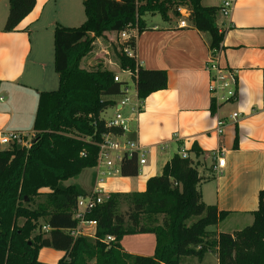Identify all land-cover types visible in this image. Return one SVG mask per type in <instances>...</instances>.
<instances>
[{
    "label": "trees",
    "instance_id": "1",
    "mask_svg": "<svg viewBox=\"0 0 264 264\" xmlns=\"http://www.w3.org/2000/svg\"><path fill=\"white\" fill-rule=\"evenodd\" d=\"M36 2L9 0L5 31L15 30ZM84 6L87 19L82 25L55 29L59 87L40 93L31 146L14 143L0 150V264H51L39 259L45 247L65 252L56 264H182L188 257L203 260L208 252L218 255L219 264H264V189L251 225L235 232L219 231L215 227L230 212L203 201L198 168L180 154L148 180L144 192H113L92 210L87 218L97 221L95 237L68 233L79 224L74 212L84 194L76 185L61 188L60 182L96 167L104 135L124 132L110 126L102 114L115 105L107 97L122 94L125 82L116 81V73L108 68L82 66L95 51L97 39L116 34L113 49L118 64L132 72L138 97L146 99L168 87V73L144 68L124 53L125 46L135 49L136 40L120 42L123 31L137 24L141 34L147 14L159 13L169 20L180 16L177 9L185 6L195 28L210 34L213 51L222 48L225 37L217 24L220 8L206 6L203 0H84ZM216 110L212 101V111ZM139 172L138 156H125L121 175ZM123 199L129 201L125 213L120 211ZM146 233L156 236L153 255L123 249L125 236ZM109 235L115 240L108 242Z\"/></svg>",
    "mask_w": 264,
    "mask_h": 264
},
{
    "label": "crops",
    "instance_id": "2",
    "mask_svg": "<svg viewBox=\"0 0 264 264\" xmlns=\"http://www.w3.org/2000/svg\"><path fill=\"white\" fill-rule=\"evenodd\" d=\"M203 4L219 6L220 1L208 5L203 0ZM8 15L9 0H0V130L31 137L35 134L40 93L56 81L50 67L52 64L53 68L55 59V29L58 25H82L87 19L84 0H37L34 10L13 31H5ZM158 15L149 13L144 17L146 29L138 34L134 51L142 67L167 71L166 89L140 99L134 75L122 71L117 62L114 66L127 73L129 79L123 78L114 67L103 66L120 75L129 93L130 81L135 84L128 104L121 105L123 93L107 99L115 101L114 113L120 112L130 119L129 130L120 140L135 141L146 151V163H139L137 176L118 173L106 179L105 189L109 193H142L148 180L160 175L174 155L187 151L201 177L199 189L203 201L229 211L227 218L235 216L239 223L251 225L259 207V193L264 189V0H236L229 16L221 13L218 16V27L225 32L219 51L220 64L234 72L237 95L218 105L215 112L209 90L211 75L207 70L214 52L210 34L196 29L189 15L187 27L180 25L181 15H172L163 22L156 20ZM106 35L97 39L95 51L82 62L84 68L98 66L102 52L97 50L102 41L111 45L117 42L115 33ZM129 105L128 113H123ZM135 106L138 111H131ZM107 113L108 110L102 114L106 121L114 117L108 118ZM234 113L238 117L232 118ZM219 121L225 122L222 135L217 131ZM6 147L0 144V150ZM221 149L225 151L226 164L216 169V153ZM113 156L116 168L121 169L122 160L116 153ZM97 176L96 167L86 168L70 180H77L73 185L87 194L97 185ZM66 183L60 182V187H67ZM235 231L238 230L232 232ZM121 244L128 253L150 256L155 253L156 236L127 235ZM52 250L43 248L39 259L56 264L51 257L57 253ZM191 261L196 262L191 257L183 262Z\"/></svg>",
    "mask_w": 264,
    "mask_h": 264
},
{
    "label": "built area",
    "instance_id": "3",
    "mask_svg": "<svg viewBox=\"0 0 264 264\" xmlns=\"http://www.w3.org/2000/svg\"><path fill=\"white\" fill-rule=\"evenodd\" d=\"M236 4V0H220L219 8L220 13L223 16H229ZM177 11L180 13V15L183 17V19L180 22V25L182 27H187V16L190 15V12L187 7L185 6H179ZM185 17V18H184ZM139 34L138 25L132 26L130 29H126L120 34V42L129 41L132 38L137 39ZM220 49L214 50L212 57L209 59L207 63V70L210 72L211 79H210V85L209 90L212 94V101H215L216 106L220 105L223 102H227L232 100L236 97V89H237V79L233 71L230 69H226L221 66L220 64ZM123 52L126 53L129 57L136 58L135 51L130 46H125L123 49ZM125 72H129L131 75L132 72L130 70H122ZM116 81H123L119 74L115 75ZM124 98L121 102V105L124 106L130 102L129 97V88L126 84L122 87ZM131 111H138L137 106L131 108ZM238 113H234L232 115V118L238 117ZM129 118L126 117L122 113H117L114 117L109 119L107 123L110 126H116L123 129L122 134H116V133H106L104 135L103 141L100 143V153L98 157V163H97V185L94 187V189L84 195L79 196L77 201V206L74 212V217L79 221V224L77 227L73 229H69L68 233H70L72 236L77 237L79 235H84L88 237H95L98 229L97 221L88 219V214L94 210L99 204L104 203L106 200L109 199L110 194L105 189V181L106 179L121 173L120 168H116V164L114 161L113 154H117V158L120 160H123L125 156L132 157L135 154L138 156L139 163L145 164L146 158H145V148L141 146L139 143L135 141H122L120 140V137L129 130ZM224 121H219L218 123V133L220 135L224 134ZM31 137H29L26 134L20 133V132H6L0 130V144L3 146H11L14 143L20 145V146H26L30 147ZM225 151L221 149L220 151H217L216 157L218 164L215 167L216 169H221L225 166L226 160L224 158ZM181 157L183 158H190L187 151H181L180 152ZM45 230H49L48 226H44ZM106 240L113 241L115 240L114 236H107Z\"/></svg>",
    "mask_w": 264,
    "mask_h": 264
},
{
    "label": "rangeland",
    "instance_id": "4",
    "mask_svg": "<svg viewBox=\"0 0 264 264\" xmlns=\"http://www.w3.org/2000/svg\"><path fill=\"white\" fill-rule=\"evenodd\" d=\"M219 1L220 0H204V3L209 5L210 3H213V2L215 3V2H219ZM156 20L163 22V18L161 16V14L158 15ZM103 49H105V50L103 51ZM99 50L102 53H100ZM97 51L101 55V57L99 56L100 62L103 60L102 64L100 62H98V64H97L98 66H102L103 67V66L106 65L105 67H114L115 69L118 70V68L116 66H114V64H113V63H116V62L118 63V60H117L116 54L114 52L113 45H111L110 42L108 43V41L107 42L106 41H102V45H100V46L98 45V50ZM106 61L108 62V64H104ZM92 63H94V60H92ZM54 66L55 65H53V68H52V64L50 65L51 70L53 71V73L55 75L56 81H55V84L48 90H55V89H57L59 87V75L56 72ZM118 71L123 76V78L129 79V76H128L127 73H124L121 70H118ZM130 84H131V92L129 93V95L132 97L134 95V91H135V84L133 83V81H130ZM130 107H131L130 105L126 106L124 108V110H123V113L127 114L128 111L130 110ZM115 115H116V113H114V106L110 107L108 109L107 117L109 118V117L115 116ZM5 147H6V145H5ZM6 148H8V146ZM76 181L77 180H68L67 183L65 184V186L73 185V184H75ZM128 204H129L128 199H123L122 200V203L120 205V211L122 213H125L127 211ZM237 220H238V218L235 217V216H232V218H227L226 220L221 222L217 227H215V229H218V230H221V231H225V232H232L234 230L243 229L244 227L250 225V224L247 225L246 222L239 223V221H237ZM131 236H133V235H131ZM52 251H54V253L56 252L57 254H55V255H53L51 257V261L53 263H57L58 260L63 256L64 252L60 251V250H55V249H53ZM43 257H44V253H43ZM205 257L206 258H205V260L203 262H201L197 257H191V258L195 259L196 262H194V263L192 261H191L192 263H184V262H182V264H219L218 257H217L215 252H208Z\"/></svg>",
    "mask_w": 264,
    "mask_h": 264
}]
</instances>
